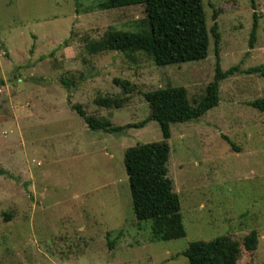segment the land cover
I'll return each mask as SVG.
<instances>
[{
	"label": "rangeland",
	"instance_id": "obj_1",
	"mask_svg": "<svg viewBox=\"0 0 264 264\" xmlns=\"http://www.w3.org/2000/svg\"><path fill=\"white\" fill-rule=\"evenodd\" d=\"M103 1L0 0V264H188L182 252L190 243L221 236L238 243L237 264H264V113L249 105L264 97V78L228 77L217 107L170 126L168 177L186 235L150 242V222L135 219L124 153L161 142L159 125L91 131L71 106L126 125L149 115L146 92L179 86L193 102L214 78V42L205 60L165 67L142 53L92 55L87 47L109 28L149 30L143 5L98 10ZM254 1L253 9L251 0H202L208 29L218 13L223 71L264 64V0ZM114 79L136 91L125 95ZM99 97L123 107L100 108ZM252 232L250 252L243 240Z\"/></svg>",
	"mask_w": 264,
	"mask_h": 264
},
{
	"label": "trees",
	"instance_id": "obj_2",
	"mask_svg": "<svg viewBox=\"0 0 264 264\" xmlns=\"http://www.w3.org/2000/svg\"><path fill=\"white\" fill-rule=\"evenodd\" d=\"M254 2L251 0L253 9ZM139 5L144 7L146 15L144 21L149 27L147 32L129 33L109 28L102 39L89 44L87 47L89 53L97 55L116 52L126 56L142 53L156 67H165L205 60L211 37L216 59L213 80L206 85L203 94L193 102H190L187 91L179 86L158 88L144 93L149 115L138 124L116 125L104 118L87 114L81 105H73L71 110L83 119L89 130L105 134H121L131 128H143L150 121L159 125L162 141L128 148L124 153V168L128 177L135 219L139 223L150 222L148 237L150 242H167L184 238L186 235L179 197L174 192L173 181L168 177L170 126L197 121L209 110L217 107L220 102V84L228 77L240 73L264 78V64L244 71H241L239 66L226 71L221 69L220 34L215 22L218 13L214 12L212 17L214 23L208 29L202 0H104L97 4V9L105 11ZM256 32L257 18L254 13L249 38L250 49L254 46ZM60 82L67 88L72 85L70 81L64 79ZM113 84L125 95L136 91V86L127 80L114 79ZM123 102L113 97H99L94 100L95 105L100 108L115 110L121 109ZM249 105L264 113V97L253 100ZM233 148L238 152V149ZM3 174L5 172L0 168V176ZM5 217L9 219L10 216ZM122 233L120 230L116 238H120ZM110 236L108 232L106 238L109 241V248L112 249L114 244L110 241ZM57 239L60 242L70 241L65 237ZM243 246L250 252L255 250L254 232L243 240ZM182 255L188 264H237L240 248L231 237L221 236L209 242H192Z\"/></svg>",
	"mask_w": 264,
	"mask_h": 264
}]
</instances>
